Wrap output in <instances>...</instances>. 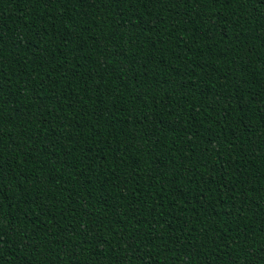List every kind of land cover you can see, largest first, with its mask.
Wrapping results in <instances>:
<instances>
[{
  "label": "trees",
  "instance_id": "1",
  "mask_svg": "<svg viewBox=\"0 0 264 264\" xmlns=\"http://www.w3.org/2000/svg\"><path fill=\"white\" fill-rule=\"evenodd\" d=\"M0 264H264V0H0Z\"/></svg>",
  "mask_w": 264,
  "mask_h": 264
}]
</instances>
